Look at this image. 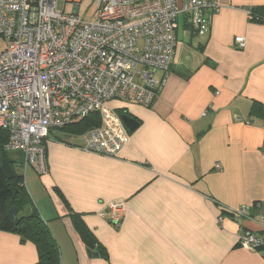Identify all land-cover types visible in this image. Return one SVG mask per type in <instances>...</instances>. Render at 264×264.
<instances>
[{
    "label": "crops",
    "instance_id": "1",
    "mask_svg": "<svg viewBox=\"0 0 264 264\" xmlns=\"http://www.w3.org/2000/svg\"><path fill=\"white\" fill-rule=\"evenodd\" d=\"M216 1L204 35L178 18L151 106L108 102L138 122L116 157L77 147L83 134L54 131L46 174L25 169L62 264H264L238 244L240 231L264 230V23L246 13L264 16V0ZM254 102L262 110L252 112ZM111 203L124 208L117 223ZM36 262L32 243L0 231V264Z\"/></svg>",
    "mask_w": 264,
    "mask_h": 264
},
{
    "label": "built area",
    "instance_id": "2",
    "mask_svg": "<svg viewBox=\"0 0 264 264\" xmlns=\"http://www.w3.org/2000/svg\"><path fill=\"white\" fill-rule=\"evenodd\" d=\"M57 2L0 0V38L6 42L0 52V129L8 133L6 148L21 151L24 168L38 175L48 170L49 130L94 112L101 123L77 147L116 157L128 131L108 102L151 106L164 82L154 74L168 72L173 62L178 18L185 16L191 30L204 35L206 13L220 9L216 0H94L96 18L87 22L79 16L81 0H63L72 4L71 13L58 10ZM246 13L264 23L263 15L249 8ZM235 43L245 45L242 37ZM108 210L111 221L122 219V204ZM238 244L264 259V230L240 231Z\"/></svg>",
    "mask_w": 264,
    "mask_h": 264
},
{
    "label": "trees",
    "instance_id": "3",
    "mask_svg": "<svg viewBox=\"0 0 264 264\" xmlns=\"http://www.w3.org/2000/svg\"><path fill=\"white\" fill-rule=\"evenodd\" d=\"M261 107L259 103L254 102L252 112L262 110ZM118 112L120 115L124 113L121 110ZM262 115L264 116V112ZM100 123L99 113L94 112L78 123L50 129L48 137L54 131L78 136L98 127ZM7 142V131L0 129V231L18 235L22 243H32L37 251L36 264H62L58 244L47 224L32 206L25 187L24 173H21L24 166L23 153L7 149ZM78 226L81 227L80 223Z\"/></svg>",
    "mask_w": 264,
    "mask_h": 264
},
{
    "label": "rangeland",
    "instance_id": "4",
    "mask_svg": "<svg viewBox=\"0 0 264 264\" xmlns=\"http://www.w3.org/2000/svg\"><path fill=\"white\" fill-rule=\"evenodd\" d=\"M57 9L63 10L66 13H71L72 11V4L66 3L64 4L63 0H58L57 2ZM97 13V6L94 2V0H81L80 2V10H79V16L84 19L87 22H90L96 18ZM6 47V42L2 38H0V52L3 51ZM155 77L159 76V72L157 71L154 74ZM113 100H119V99H113ZM21 171V169H20ZM22 174L24 173V167L22 169Z\"/></svg>",
    "mask_w": 264,
    "mask_h": 264
},
{
    "label": "water",
    "instance_id": "5",
    "mask_svg": "<svg viewBox=\"0 0 264 264\" xmlns=\"http://www.w3.org/2000/svg\"><path fill=\"white\" fill-rule=\"evenodd\" d=\"M120 117H121L123 124L128 130H134L137 127L138 125L137 120L130 114L124 112L120 115Z\"/></svg>",
    "mask_w": 264,
    "mask_h": 264
}]
</instances>
